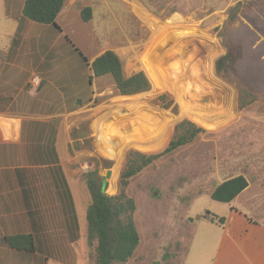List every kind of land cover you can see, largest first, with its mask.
Segmentation results:
<instances>
[{
    "label": "rangeland",
    "instance_id": "374dc122",
    "mask_svg": "<svg viewBox=\"0 0 264 264\" xmlns=\"http://www.w3.org/2000/svg\"><path fill=\"white\" fill-rule=\"evenodd\" d=\"M249 5L248 0H124L122 29L97 28L98 48L108 40L125 75L143 71L150 82L148 90L131 95L114 88L108 96L120 97L95 109L93 116L101 119L97 141L106 153L93 151L89 159L94 169L112 170L107 183L113 179L115 186L107 193L117 192L129 149L158 153L170 140L187 139L142 168L127 186L140 249L152 255L148 264H179L193 222L207 210L227 214L229 204L210 196L226 178L244 175L251 186L236 206L258 221L264 216V7ZM116 7L108 17L119 15ZM89 42L84 36L82 48L78 45L85 54ZM225 53L229 62L218 73L215 61ZM160 94L169 104L155 102ZM193 127L202 131L191 135ZM88 143L84 146L91 149ZM133 257L129 264H146Z\"/></svg>",
    "mask_w": 264,
    "mask_h": 264
},
{
    "label": "crops",
    "instance_id": "0c3cea01",
    "mask_svg": "<svg viewBox=\"0 0 264 264\" xmlns=\"http://www.w3.org/2000/svg\"><path fill=\"white\" fill-rule=\"evenodd\" d=\"M24 1L0 0V264H94L96 241L87 243L85 217L91 196L83 176L94 170L92 152L106 153L97 141L95 109L120 95L108 96L113 79L95 76L91 62L113 49L108 40L98 48L96 31L122 29L124 0H64L58 27L26 18ZM248 1L253 9L264 7V0ZM116 6L119 15L108 17ZM84 7L91 8L88 21L81 18ZM84 36L91 44L87 54L81 51ZM106 170L98 169L105 192L115 186L113 179L107 183ZM247 181L228 202L222 225L193 222L179 264H264V216L258 221L236 206L251 186ZM134 221L139 243L133 258L148 264L152 255L141 251L135 215ZM16 234H31L34 250L6 246L5 236Z\"/></svg>",
    "mask_w": 264,
    "mask_h": 264
},
{
    "label": "trees",
    "instance_id": "16d2710c",
    "mask_svg": "<svg viewBox=\"0 0 264 264\" xmlns=\"http://www.w3.org/2000/svg\"><path fill=\"white\" fill-rule=\"evenodd\" d=\"M63 4L64 0H25L22 13L32 21L56 25V16ZM80 14L84 21H88L91 18V8H82ZM233 18L234 13L230 19ZM75 50L87 63L86 57L80 50L78 48ZM229 59L228 53L216 59L215 68L218 73L223 70ZM91 69L95 76L110 75L117 92L120 94L131 95L150 88V82L143 71L125 75L119 56L111 49H106L95 57L91 62ZM155 102L167 105L170 99L164 94H160ZM200 131H202L201 128L193 127L190 134ZM185 142H187L186 138L170 140L164 150L158 153L147 154L129 149L125 155V164L119 173L118 189L114 194L105 192L106 185L99 179L97 168L84 174L83 179L91 196L85 216L87 221L86 239L89 246H93L94 241H96L94 264H123L132 256L139 243V234L133 218L134 200L127 195L129 180L162 153ZM247 185L248 181L245 176L238 174L217 184L210 196L212 199L228 203ZM201 218L218 225H222L225 221L224 216H219L209 210L205 211ZM4 243L11 249L34 250V237L31 234L8 235L5 236Z\"/></svg>",
    "mask_w": 264,
    "mask_h": 264
},
{
    "label": "water",
    "instance_id": "95a60500",
    "mask_svg": "<svg viewBox=\"0 0 264 264\" xmlns=\"http://www.w3.org/2000/svg\"><path fill=\"white\" fill-rule=\"evenodd\" d=\"M111 174V170L110 169H107L106 172H105V176L106 177H109Z\"/></svg>",
    "mask_w": 264,
    "mask_h": 264
},
{
    "label": "built area",
    "instance_id": "2783aa9c",
    "mask_svg": "<svg viewBox=\"0 0 264 264\" xmlns=\"http://www.w3.org/2000/svg\"><path fill=\"white\" fill-rule=\"evenodd\" d=\"M34 81L33 82H36L37 81V77H34V79H33Z\"/></svg>",
    "mask_w": 264,
    "mask_h": 264
},
{
    "label": "bare ground",
    "instance_id": "6f19581e",
    "mask_svg": "<svg viewBox=\"0 0 264 264\" xmlns=\"http://www.w3.org/2000/svg\"><path fill=\"white\" fill-rule=\"evenodd\" d=\"M144 62V61H143ZM144 65H146V63L144 62ZM151 73V72H150ZM116 171V170H115ZM111 182V181H110Z\"/></svg>",
    "mask_w": 264,
    "mask_h": 264
}]
</instances>
